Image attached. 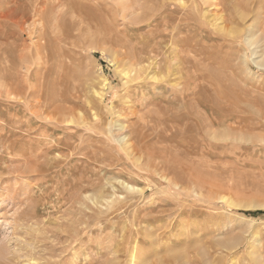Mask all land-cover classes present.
Listing matches in <instances>:
<instances>
[{"label":"rangeland","instance_id":"obj_1","mask_svg":"<svg viewBox=\"0 0 264 264\" xmlns=\"http://www.w3.org/2000/svg\"><path fill=\"white\" fill-rule=\"evenodd\" d=\"M0 9V264H264V0Z\"/></svg>","mask_w":264,"mask_h":264},{"label":"bare ground","instance_id":"obj_2","mask_svg":"<svg viewBox=\"0 0 264 264\" xmlns=\"http://www.w3.org/2000/svg\"><path fill=\"white\" fill-rule=\"evenodd\" d=\"M20 1V0H19ZM52 1V0H51ZM14 2V1H13ZM58 2V1H57ZM60 2V1H59ZM67 2V1H66ZM64 3H65V1H64ZM63 3V4H64ZM5 4V3H4ZM61 4V3H60ZM67 4V3H66ZM38 5H40V4H38ZM56 5V4H55ZM86 5V4H85ZM99 5V4H98ZM6 6V5H5ZM14 6V5H13ZM18 6V5H17ZM88 6V5H87ZM100 6V5H99ZM12 7V6H11ZM85 7V6H84ZM90 7V6H89ZM2 8V7H1ZM9 8V7H8ZM13 8V7H12ZM7 9V8H6ZM1 10V9H0ZM2 11V10H1ZM87 11V10H86ZM35 12H36V10H35ZM44 12V11H43ZM42 14V13H41ZM41 14H39V15H41ZM1 15H3V16H5V17H8V16H10L11 14H10V12L9 11H7V12H4V13H2L1 12ZM37 15V14H36ZM42 16V15H41ZM22 19V18H21ZM25 19V18H24ZM107 28V27H106ZM192 32V31H191ZM152 59V58H151ZM143 61V60H142ZM156 61H158V60H156ZM158 65V64H157ZM147 66V65H146ZM150 67V66H149ZM146 68V67H145ZM145 68H142L143 70L145 69ZM147 69V68H146ZM135 71H138V70H135ZM125 75V74H124ZM14 85V84H13ZM32 87V86H31ZM35 88V87H34ZM26 90V89H25ZM44 90V89H43ZM11 91H13V90H11L10 89V91L9 92H11ZM15 92V91H14ZM17 93V92H16ZM94 93L95 94H98V93H96L95 91H94ZM30 95V94H29ZM11 96V95H10ZM20 96V95H19ZM100 98H101V96H100ZM30 99V98H29ZM37 106V105H36ZM52 106V105H51ZM50 106V107H51ZM31 107V106H30ZM33 107V106H32ZM46 109V108H45ZM68 109V108H67ZM64 111V110H63ZM64 112H66V111H64ZM59 122V121H58ZM123 125V124H122ZM121 126V125H120ZM124 126V125H123ZM123 126H121L120 128L122 129V128H124L125 129V127H123ZM123 129V130H124ZM127 137L126 136H124L123 138H121L122 139V143H124V144H127L128 143V139H126ZM131 147V146H130ZM19 173V172H18ZM135 260V259H134ZM36 262V261H35ZM135 263V261H133L132 260V264H134Z\"/></svg>","mask_w":264,"mask_h":264},{"label":"trees","instance_id":"obj_3","mask_svg":"<svg viewBox=\"0 0 264 264\" xmlns=\"http://www.w3.org/2000/svg\"><path fill=\"white\" fill-rule=\"evenodd\" d=\"M248 214H259L261 213L260 211H257V212H247Z\"/></svg>","mask_w":264,"mask_h":264}]
</instances>
